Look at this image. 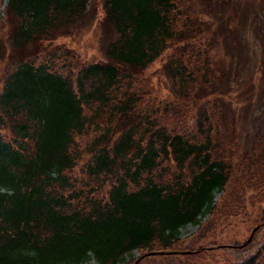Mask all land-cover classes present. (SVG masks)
I'll use <instances>...</instances> for the list:
<instances>
[{"label":"trees","instance_id":"1","mask_svg":"<svg viewBox=\"0 0 264 264\" xmlns=\"http://www.w3.org/2000/svg\"><path fill=\"white\" fill-rule=\"evenodd\" d=\"M96 2L113 38L95 62L39 46L81 28L88 0L5 3L0 264H264V190L244 206L264 187V132L241 150L224 102L232 80H217L196 0ZM219 21L226 56L250 55ZM161 57L160 92L146 73ZM239 217L251 237L195 245ZM152 251L177 253L143 256Z\"/></svg>","mask_w":264,"mask_h":264},{"label":"rangeland","instance_id":"2","mask_svg":"<svg viewBox=\"0 0 264 264\" xmlns=\"http://www.w3.org/2000/svg\"><path fill=\"white\" fill-rule=\"evenodd\" d=\"M6 1L0 0V17L3 18L6 17ZM196 4L206 23L204 27L207 29V35H202L201 40L212 44L213 57L217 65V80L222 79L221 74L224 76L225 73L232 80V87L224 95V102L230 115L235 118L241 150L247 151L255 137L264 132V0H227L226 2L225 0H214L212 4L208 3V0H196ZM222 17L225 18L229 31H233L237 37L242 39V43H246L248 51L251 52L250 55L226 56L228 54L227 45L217 25ZM83 18L81 28L76 29L73 35L62 36L52 41L43 40L39 46L41 48L44 46L69 48L78 58L86 62L104 60L105 47L113 38V31L105 24L107 22L104 18L102 4L97 5L96 0H88ZM230 46L228 47L231 48ZM35 47L37 46L31 45L27 51ZM223 50L225 53L221 55ZM164 61L165 59L161 57L146 73L150 74L153 85L160 92L165 84L162 80L165 76L161 72V65ZM263 190L264 187L248 191L249 197L244 204L246 210L252 211L251 200L258 193L261 195ZM230 206L234 207V203H230L227 208L230 209ZM219 208L221 210L220 206ZM223 209L228 215L231 213L225 207ZM257 211L258 209L253 212ZM238 219L240 220L222 218L212 233L195 245L244 241L247 233L251 237L256 227L248 223V218L239 217ZM197 233L196 225L188 224L181 229V236L187 244L194 242L190 239ZM197 256L203 258L208 257V254H197ZM179 259L181 260L179 256L171 258L173 264H185ZM83 264H96V262L90 258Z\"/></svg>","mask_w":264,"mask_h":264},{"label":"water","instance_id":"3","mask_svg":"<svg viewBox=\"0 0 264 264\" xmlns=\"http://www.w3.org/2000/svg\"><path fill=\"white\" fill-rule=\"evenodd\" d=\"M174 253H177V251H152V252H148V253H145L143 256H146V255H166V254H174ZM140 259V257L136 260V262Z\"/></svg>","mask_w":264,"mask_h":264}]
</instances>
